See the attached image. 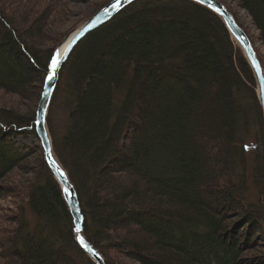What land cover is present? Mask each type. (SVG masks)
<instances>
[{
  "label": "trees",
  "instance_id": "obj_1",
  "mask_svg": "<svg viewBox=\"0 0 264 264\" xmlns=\"http://www.w3.org/2000/svg\"><path fill=\"white\" fill-rule=\"evenodd\" d=\"M234 1L264 48V0ZM218 2L264 72L236 13ZM66 3L80 1L0 0V91L38 102L67 33L51 39L46 28L69 17ZM255 90L222 21L188 0H137L76 43L50 102L65 126L59 135L49 114L46 125L84 239L105 264H120L116 255L140 264H264L247 255L264 247V118ZM34 122V113L0 110V201L14 197L17 211L13 227L0 228V264H95L75 241ZM16 171L30 177L5 186Z\"/></svg>",
  "mask_w": 264,
  "mask_h": 264
},
{
  "label": "water",
  "instance_id": "obj_2",
  "mask_svg": "<svg viewBox=\"0 0 264 264\" xmlns=\"http://www.w3.org/2000/svg\"><path fill=\"white\" fill-rule=\"evenodd\" d=\"M137 0H112L106 6L99 9L87 19L82 25L69 33L61 42L66 44L61 53L55 48L52 58L48 65V73L44 80L42 93L35 112L34 129L39 146L42 150L44 162L58 184L62 197L67 205L73 221V233L78 246L95 264H105L98 252L84 239L83 236V216L80 211L79 203L75 191L55 154L53 153L51 139L47 130L46 118L49 105L56 88L58 74L62 63L66 60L72 48L78 41L84 38L88 33L96 30L102 25L112 20L123 9L136 2ZM201 5L213 12L222 21L226 27L231 39L237 45L248 65L250 66L256 82V94L263 111L264 118V73L260 63L254 53L247 36L243 30L235 23L232 15L217 0H188ZM116 5V7H114ZM72 34L71 38L70 35ZM69 38V39H68ZM53 60L59 63L55 69L52 68ZM51 77V79H49ZM63 173V175H61Z\"/></svg>",
  "mask_w": 264,
  "mask_h": 264
},
{
  "label": "rangeland",
  "instance_id": "obj_3",
  "mask_svg": "<svg viewBox=\"0 0 264 264\" xmlns=\"http://www.w3.org/2000/svg\"><path fill=\"white\" fill-rule=\"evenodd\" d=\"M77 1H80V3H66V5L64 4L67 7L68 11L71 12L72 15L70 14L69 17H67L66 19H58L55 21L52 20L51 21L52 23L50 24V26L48 28H46V32L48 33V38L50 37L51 39L52 38H54V39L58 38L61 33L67 32L63 36V38L61 39L59 44L56 46V48L59 47L61 42L64 40V38H66V36L69 33H71L74 29H76L77 27L82 25L85 21H87V19H89L90 16H92L95 13V12L93 13L94 7H96V6L99 7V5H102L109 0H77ZM218 1H220L224 5H226L233 13H236L238 23L242 26L243 29H245V31L247 32L249 37L252 39L254 48L258 51L259 56L262 58V61L264 63V48L261 45V43L259 42L258 32L251 25L252 23H251L250 18L247 16V14L243 10H241L237 6V3L234 0H218ZM50 45L51 44L49 42H47L46 44H43L42 47L40 46V48H38V49H40V51L47 50V48ZM57 83H58V81H57ZM43 84H44V82H43ZM56 86H57V84H56ZM42 89H43V86H42ZM41 93H42V91H41ZM40 96H41V94H40ZM39 100H40V98H39ZM39 100L37 103H35V99L33 98V95H31V94H30L28 100H23V99H20L16 96L7 95L4 92L0 91V110L13 112L17 116H20L24 119H27L28 117H30L32 115V113L35 114ZM49 109H50V105H49ZM49 109H48V111H49ZM48 114H49V117L52 119L53 125L56 127L57 132L59 133V135H61L62 129L65 126V119H66V115H65L63 109L61 108V106H58L55 104L54 107H51ZM17 142L19 144L25 145L26 147H30L31 144H35V145L37 144L32 139H29V140H21L20 139V140H17ZM28 167H27V169L32 168L31 166H28ZM29 177L30 176L23 174L22 171H16V172L11 173L7 177V179L3 181V184L9 188H15L16 185H18V184L20 185V184L24 183L25 181H27V179ZM15 201H16V199L14 197L13 198L12 197H10V198L5 197V199L3 201H0V228L10 229L13 227V225L11 223H8V221L11 220V218H10L11 216L17 214ZM247 255H252V256L259 255L261 257H264V247L262 246V249H255V251H249V253ZM116 258H118L120 260L119 261L120 264H140V263L133 261V260L126 258V257L120 258L119 256L117 257V255H116ZM116 258H114V259H116Z\"/></svg>",
  "mask_w": 264,
  "mask_h": 264
},
{
  "label": "snow or ice",
  "instance_id": "obj_4",
  "mask_svg": "<svg viewBox=\"0 0 264 264\" xmlns=\"http://www.w3.org/2000/svg\"><path fill=\"white\" fill-rule=\"evenodd\" d=\"M114 7H116V5H114ZM59 61L58 60H53L52 62V68L55 69L58 65ZM49 79H51V77H49ZM61 175H63V173H61Z\"/></svg>",
  "mask_w": 264,
  "mask_h": 264
},
{
  "label": "bare ground",
  "instance_id": "obj_5",
  "mask_svg": "<svg viewBox=\"0 0 264 264\" xmlns=\"http://www.w3.org/2000/svg\"><path fill=\"white\" fill-rule=\"evenodd\" d=\"M71 36H72V34L70 35L69 38H71ZM69 38H68V39H69ZM65 45H66V44H62V45L58 48V53H61V51L64 49Z\"/></svg>",
  "mask_w": 264,
  "mask_h": 264
}]
</instances>
